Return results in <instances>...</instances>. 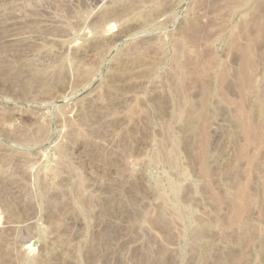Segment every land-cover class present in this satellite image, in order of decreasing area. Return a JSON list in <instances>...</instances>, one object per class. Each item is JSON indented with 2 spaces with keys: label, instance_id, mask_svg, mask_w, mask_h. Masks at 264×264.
<instances>
[{
  "label": "rangeland",
  "instance_id": "rangeland-1",
  "mask_svg": "<svg viewBox=\"0 0 264 264\" xmlns=\"http://www.w3.org/2000/svg\"><path fill=\"white\" fill-rule=\"evenodd\" d=\"M0 264H264V0H0Z\"/></svg>",
  "mask_w": 264,
  "mask_h": 264
},
{
  "label": "bare ground",
  "instance_id": "bare-ground-1",
  "mask_svg": "<svg viewBox=\"0 0 264 264\" xmlns=\"http://www.w3.org/2000/svg\"><path fill=\"white\" fill-rule=\"evenodd\" d=\"M104 11H105V10H104ZM104 11H103V12H104ZM111 13L114 14V13H116V12L112 11V12H110L109 14L111 15ZM109 14H107V13L104 12V14L102 15V13H101V15H102L101 18H102V17L105 18V17L108 16ZM122 15H123V14H122ZM99 17H100V16H99ZM101 18H100V19H101ZM101 20H102V19H101ZM101 20H100V22H101ZM104 20H107V18H105ZM104 20H103V21H104ZM98 21H99V20L97 19V22H98ZM109 21H110V20H109ZM106 23H107V22H106ZM106 23H105V24H106ZM109 24H111V23H109ZM109 24H108V26H109ZM101 25H102V23H101ZM105 26H106V25H105ZM100 38H101V37H100ZM115 39H116V38H115ZM102 40H103V39H102ZM16 41H17V40H16ZM18 42H19V41H18ZM13 43H14V42H13ZM114 43H115V42H114ZM18 44H20V43H18ZM94 44H95V43H94ZM94 44H93V45H94ZM93 45H92V46H93ZM97 47H98V46H97ZM97 47H96V48H97ZM85 49H86V48H85ZM94 49H95V48H94ZM81 51H83V50H80L79 52H81ZM74 52H78V50H76V51H74ZM82 53H83V52H82ZM84 53L86 54V51H85ZM73 54H76V53H73ZM76 55H77V54H76ZM78 55H79V54H78ZM78 55H77V56H78ZM74 56H75V55H74ZM74 56H73V57H74ZM77 56H75V57L77 58ZM78 58H79V57H78ZM81 58H82V56H81ZM74 59H75V58H74ZM59 67H61V66H59Z\"/></svg>",
  "mask_w": 264,
  "mask_h": 264
}]
</instances>
